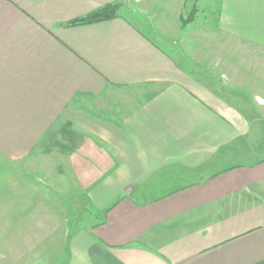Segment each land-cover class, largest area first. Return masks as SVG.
Returning a JSON list of instances; mask_svg holds the SVG:
<instances>
[{
	"label": "crops",
	"instance_id": "obj_1",
	"mask_svg": "<svg viewBox=\"0 0 264 264\" xmlns=\"http://www.w3.org/2000/svg\"><path fill=\"white\" fill-rule=\"evenodd\" d=\"M168 1L169 20L134 0H0L3 210L21 217L29 192L63 193L96 217L87 264H264V156L242 149L249 104L166 48L188 0ZM210 1L215 29L263 63L264 0ZM108 3L117 17L67 25ZM231 63L223 86L236 85Z\"/></svg>",
	"mask_w": 264,
	"mask_h": 264
},
{
	"label": "rangeland",
	"instance_id": "obj_2",
	"mask_svg": "<svg viewBox=\"0 0 264 264\" xmlns=\"http://www.w3.org/2000/svg\"><path fill=\"white\" fill-rule=\"evenodd\" d=\"M134 1L140 9L144 10L143 12H147L148 7L150 11L158 13V16L162 13L167 20L171 19L175 10L172 6L175 5L174 1ZM186 4L179 16L183 19L190 17V19L180 22V27L183 29L182 36L168 41L166 48L172 53L176 51L184 69L189 73L192 72L191 67L195 69L196 63H201L198 64V73H195L198 74L199 80L210 82L215 76L213 88L233 96L237 101V96L244 97L249 104L246 114L250 123V133L246 135L245 146H242V149L250 151V154L245 155V160H258L264 156V61L259 62L260 54H242L239 51L242 49L240 46L249 45L248 43L225 36L215 29L209 20L211 18L209 8H212L210 0H188ZM196 19H198L197 22H195ZM184 29H196L197 33L192 35ZM185 60L190 61L191 64L186 63ZM229 60L237 63L232 64ZM238 61H241L240 64ZM228 63L241 65L240 69H233L235 86L227 85L229 83L227 81L223 86L227 78L221 72L225 70ZM243 65L250 67L245 69ZM206 67L209 69L213 67L215 70H209ZM122 99L124 101V98ZM241 103L243 104V99ZM238 159L240 158L235 156L232 160ZM204 168L206 169V166ZM207 171L185 177L181 183L187 184L193 180H199L214 172V168L210 167ZM4 172L6 167L0 165V175H4ZM32 176L35 175L29 174V177ZM42 183L45 185L50 182L45 180ZM69 183L71 185L68 187L69 194H75L74 185ZM29 184L33 186L32 183ZM37 189L40 188L34 187L32 191ZM3 191L4 187L0 185V264H87L83 253L89 241L88 237H91L90 225L96 221L93 214L85 210L80 212L81 208L75 207L76 202L70 201L71 199L65 197L63 193L55 192L56 194L47 196L49 192L44 191L29 192L28 202L32 204L29 208L31 212L21 215V218L20 215L7 214L3 210V202L6 200ZM34 203L37 204L36 208L33 207Z\"/></svg>",
	"mask_w": 264,
	"mask_h": 264
},
{
	"label": "trees",
	"instance_id": "obj_3",
	"mask_svg": "<svg viewBox=\"0 0 264 264\" xmlns=\"http://www.w3.org/2000/svg\"><path fill=\"white\" fill-rule=\"evenodd\" d=\"M120 4L118 3H108L105 4L91 12H88L85 15L79 16L75 19H72L70 21L67 22V25H79V24H89V23H96V22H101V21H105V20H109L112 18H115L118 16L117 12L119 9ZM189 18L187 19H183L181 16L179 18L180 22H186ZM240 162V161H239ZM239 163H235V165H230L228 167H225L222 170H217L216 172H222V171H226L230 168L235 167L236 165H238ZM204 177V176H203ZM202 177V178H203ZM200 178V179H202ZM197 180H193L192 182H196ZM192 182L188 183V184H192ZM112 205L108 206L105 210H104V214L111 208Z\"/></svg>",
	"mask_w": 264,
	"mask_h": 264
}]
</instances>
